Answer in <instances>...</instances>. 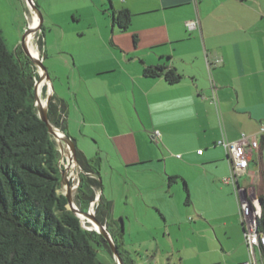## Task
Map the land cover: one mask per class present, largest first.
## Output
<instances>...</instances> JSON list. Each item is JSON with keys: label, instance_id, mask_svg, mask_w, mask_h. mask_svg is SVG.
<instances>
[{"label": "crops", "instance_id": "obj_1", "mask_svg": "<svg viewBox=\"0 0 264 264\" xmlns=\"http://www.w3.org/2000/svg\"><path fill=\"white\" fill-rule=\"evenodd\" d=\"M34 1L43 14L46 58L50 53L53 60L70 54L67 64L79 84L70 78V92L56 91L70 129L79 125V135L88 137L83 127L94 126L90 122L96 120L105 123L110 116L123 131L114 138L125 137L131 144L126 154L132 159L122 164L134 168V181L139 183L133 194L131 189L125 192V208L118 220L113 218L114 198L107 195L99 176V191L112 203V230L121 235L126 259L134 264L248 261L239 199L234 187L223 183L230 175V164L218 142L239 141L243 134L258 140L260 148L238 183L241 188H254L264 200V0ZM3 7L0 0L5 11ZM122 10L132 14L126 32L112 21ZM190 21H198L195 30L187 29ZM47 27L60 36L59 41L66 29H72L73 44L68 49L50 45ZM19 28L18 37L28 25ZM83 38L105 48L112 43L120 51L96 55L92 48L82 50ZM53 66L57 70L56 63ZM157 66L174 69L182 79L170 85L164 77L143 75L144 68ZM106 73L117 75L100 77ZM156 131L159 140L154 138ZM143 135L152 136L158 146H152L150 156L140 149L138 138ZM78 137L73 133L77 149L89 157ZM174 153L185 160L176 161ZM169 161L175 162L172 172H168ZM188 167L196 168L201 179L194 182ZM171 177L178 179L171 181ZM182 179L188 189L185 205L182 199L174 200Z\"/></svg>", "mask_w": 264, "mask_h": 264}, {"label": "trees", "instance_id": "obj_2", "mask_svg": "<svg viewBox=\"0 0 264 264\" xmlns=\"http://www.w3.org/2000/svg\"><path fill=\"white\" fill-rule=\"evenodd\" d=\"M112 21L121 32H126L131 26L132 14L122 10L113 15ZM36 71L20 46L14 50L8 48L0 29V264H117L105 238L86 229L81 219L67 208L65 195L59 193L61 153L37 114ZM143 75L164 77L170 85L182 79L174 69L167 70L164 66L146 67ZM213 98L216 104L217 97ZM64 108V103L54 95L48 118L53 126L68 135ZM76 155L83 169L76 204L86 212L102 188L100 162L90 160L79 149ZM182 182L188 192L186 182L183 179ZM260 199L261 231L264 200ZM95 211L97 220L107 226L124 264H134L126 259L121 235L112 230V203L101 195ZM102 251L110 254L108 260L100 255ZM262 256L264 263V253Z\"/></svg>", "mask_w": 264, "mask_h": 264}, {"label": "rangeland", "instance_id": "obj_3", "mask_svg": "<svg viewBox=\"0 0 264 264\" xmlns=\"http://www.w3.org/2000/svg\"><path fill=\"white\" fill-rule=\"evenodd\" d=\"M2 3L4 4V10L0 9L1 14H0V26H1V31L2 34L5 38L6 44L8 46V48L10 50H14L15 49V43L17 42L18 39L22 40V36L24 35V33L26 31H28L29 24L30 21L32 20V16H33V9L30 8V6H28V3L25 0H1ZM7 6V7H6ZM8 8V9H7ZM30 9V10H29ZM25 23H27L28 28L25 29L23 31V33H21V36L18 37V33H19V27L23 26ZM43 29V24L41 25V28ZM40 29H38L37 31H35L36 34H34L33 37V45L36 47L37 51L39 52V56L40 58L43 57V64L45 66V68L47 69L49 76H50V84H52V88L54 91V95L56 96V91L59 90V88H62V90L64 89L65 91L70 92L68 83H69V79H72V83H76V86H79V84H77L78 82L76 80H74V75L72 73V66H68L67 64V60L66 58L68 57V53H64V54H60L58 57L53 59H50L51 53L49 55H47V58L45 56V53L42 52V48H40V38H41V33H40ZM75 30V29H73ZM46 31L48 33V40H49V44L50 43H57L58 45H61L62 47H65L66 49H68L70 47L71 44H73V37H71L72 33V29H66V36L65 37H61V41H59L60 36L57 35L56 33L50 32L49 28H46ZM83 29H81L82 32ZM78 32V31H76ZM120 35H127V33H122ZM71 37V38H70ZM128 40L130 41L129 36ZM87 38H83V40L81 41V47L82 50H86V48H92V50L94 51V54L96 55H102V56H106V55H112V52L114 51H120L119 48H117V46H113V44H110V48H105L102 47V45L100 43H98L96 40L93 39H88V41H85ZM59 41V43H58ZM132 45L133 43V39L131 40ZM35 43V44H34ZM114 43V42H113ZM19 45H21V41L19 42ZM51 45V44H50ZM22 48V46H20ZM43 54V55H42ZM49 56V58H48ZM66 56V57H65ZM65 57V58H62ZM46 58V59H45ZM62 62V63H61ZM56 63V65L58 66L57 70H54V64ZM35 66V64H34ZM36 67V66H35ZM83 70H86V66L83 67ZM36 73V77L35 79L38 80V82L40 81L39 79V74L38 71L35 72ZM117 75V73H106L104 75H100V77L104 78L107 77V79H111L112 76ZM105 79V78H104ZM106 79V80H107ZM47 92V88H43V96L45 97ZM82 98V96H81ZM118 118V116H117ZM73 122V121H72ZM71 122V123H72ZM76 122V121H74ZM92 124H94V126H88L87 128L83 127V131L84 134H86L88 137H83L79 135V125H72L73 127L70 129L69 126V120H68V135L69 137H71L73 139V133L78 134V144L79 146H82L85 148V151L88 154V158L91 159H99L100 162V174H101V178L103 181V187L106 188L105 191L107 193L108 196H113V200L115 201V212L113 213V218L115 219H120L122 212L124 211L125 208V202H126V194L125 192H128V190L131 189L132 194L135 192V188L134 185H137V183H139V181L135 182L134 180H137L136 177V172H134V168L130 169V168H126L124 165L122 164V161H125V159H132L131 156H128L126 154V151H128L130 149V142H128L127 138L125 137H120V138H114L115 135L117 134H123V131L117 129L116 125L114 123H116V121H111L110 116L108 117V119L105 121V123H103L101 120H96L93 122H90ZM105 124V126H104ZM82 126V125H81ZM70 129V131H69ZM72 130V131H71ZM157 132H154L153 135L155 137V134L157 135ZM160 134V132H158ZM161 135V134H160ZM55 141L57 142L59 151L63 148V146H66L64 143H61L63 146L59 145V142L57 141L56 138H54ZM139 144H140V149L141 151L146 155V156H150L151 155V151L152 150V146L156 147V149L158 148V146L152 141V136L150 135H143L142 137L138 138ZM101 144L102 146V150H99V144ZM153 142V143H152ZM165 144V143H164ZM163 146V145H161ZM118 149V151L116 150ZM170 151H168V153L171 155V153L173 154V151H171L172 149H168ZM61 152V151H60ZM144 156V155H143ZM176 159V161H183L185 159L181 158L180 155H176V153H174L173 155ZM135 158H137V156H135ZM181 158V159H180ZM66 160V161H65ZM158 163V166L163 165L164 163H159V162H155ZM174 161H169V163L167 164L168 166V172H172V169L174 168L172 165L174 164ZM60 165L62 168V174L63 176H66L67 174V167H68V162H67V158L61 153V159H60ZM177 166H180L179 163H176ZM180 168V167H177ZM66 170V171H65ZM193 170H195L196 172H194ZM188 171L190 172V176L193 177V181L197 182L199 180V178L201 179V174H199L198 170L194 167H188ZM78 169H77V178L76 179H71L70 180V184H69V188L75 189V193H73V201L74 203L76 202V193H77V189H78V183H80V176L78 175ZM135 174V176H134ZM79 176V177H78ZM148 177V176H147ZM149 181H151L150 176L148 177ZM146 180V181H147ZM154 181V179L152 180ZM142 183V181H141ZM76 185V186H75ZM176 185V184H175ZM227 185V184H224ZM180 190L175 189L174 191V200L176 202H179L182 199V204H187V191L185 190L184 187V183L181 181L178 183L177 185ZM232 187V186H230ZM234 189V188H233ZM69 192V191H68ZM67 189H65V185L61 184L59 193L66 195L68 194ZM145 193V192H144ZM234 193L236 194V191L234 189ZM97 195H99V193L97 192ZM192 204L193 201H190ZM78 207V205H77ZM98 207V206H97ZM96 207V209H97ZM187 207V206H186ZM111 218V222H113L112 220V214L110 216ZM85 227L87 228H91L90 224L86 221L83 220ZM113 226V225H112ZM248 252V251H247ZM100 255L104 257L105 260L109 259L110 254L106 251H102L100 252ZM249 255V253H248ZM169 264H175L174 261H171ZM243 264V263H242Z\"/></svg>", "mask_w": 264, "mask_h": 264}, {"label": "built area", "instance_id": "obj_4", "mask_svg": "<svg viewBox=\"0 0 264 264\" xmlns=\"http://www.w3.org/2000/svg\"><path fill=\"white\" fill-rule=\"evenodd\" d=\"M186 27L190 31L195 30L198 27V21L187 22ZM160 137L161 135L157 132L154 138L159 140ZM218 145L225 149L230 164V175L223 179V183L234 187L240 203L244 241L249 253L248 261L243 264H264L262 256L264 253V234L259 229L260 220L263 216L261 199L254 188H241L238 183L239 177L246 173L249 167L253 152L259 150V142L255 137L248 139L243 134L239 141L227 142L222 140L218 142ZM199 153L202 154V151Z\"/></svg>", "mask_w": 264, "mask_h": 264}, {"label": "water", "instance_id": "obj_5", "mask_svg": "<svg viewBox=\"0 0 264 264\" xmlns=\"http://www.w3.org/2000/svg\"><path fill=\"white\" fill-rule=\"evenodd\" d=\"M28 2V4L30 5V7L38 14L39 16V20H40V24H43V14L41 13L38 5L35 3L34 0H26ZM41 28V26H39V29ZM31 31V29L29 28L28 31H26L22 37V42H21V46H22V50L25 53V55L31 60V62H33V64H35V66H39L41 68V73L39 74V79L46 77L49 81H50V76L49 73L47 71V69L45 68L42 60H40L39 58H34L32 57V55L29 52V49L25 43L26 41V37L28 36L29 32ZM51 83V82H50ZM37 87H38V80L35 81V98H36V103L35 106L37 108V114L40 117V119L47 125L48 130L50 135L53 138H56L60 143L59 145H61V143H64L65 145L69 146L71 149V155H72V160L73 162H75V164L78 167V175L80 176L81 173H83V169L80 166V164L78 163L77 160V155H76V143L75 141L69 137L68 135H66L65 133H63V136H60L57 132H56V128L50 123L49 118H48V107L50 104V100H51V96L52 95H48L47 97V106L46 107H40L39 103H40V99L37 95ZM51 88H52V84H51ZM53 90V88H52ZM54 93V91H53ZM63 146V145H61ZM78 176V177H79ZM62 182H63V174H62ZM61 182V184H62ZM80 183H78L79 186ZM65 197L67 198L68 204H67V208L72 211L74 214H76L81 221H83L81 215L83 214L86 218H89L93 221L94 224V228L88 229L90 231H96L97 233L101 234L105 240L108 242L114 260L116 261L117 264H124L123 259L120 256V253L115 245V242L113 240V237L111 236V234L109 233L107 227L105 225H102L96 218L95 213L93 212L92 209V204L90 205L88 211L83 212L81 211L79 208L75 207V204L73 203V197H72V189L71 191L68 192V194L65 195Z\"/></svg>", "mask_w": 264, "mask_h": 264}, {"label": "bare ground", "instance_id": "obj_6", "mask_svg": "<svg viewBox=\"0 0 264 264\" xmlns=\"http://www.w3.org/2000/svg\"><path fill=\"white\" fill-rule=\"evenodd\" d=\"M39 26H41L39 16L35 11H33L32 20L30 21V24H29L31 31L29 32L28 36L26 37L25 43L29 49L30 54L34 58H39V52L37 51L36 47L32 43L35 31H37L39 29ZM37 71H38V74H40L42 71L39 66H37ZM45 87L47 88V92H46V95L44 97L43 96V88H45ZM37 95L40 99V103H39L40 107L41 106L42 107L47 106L48 95H52L51 98L53 97L50 81L46 77L40 78V81L38 82V87H37ZM35 103H36V98H35ZM55 128H56V132L60 136H63V132L60 129H58L57 127H55ZM61 153L67 158V162H68L67 173H66L67 175L63 176V184L65 185V189H67V192H68V191H71V189L69 188L70 180L72 178L73 179L77 178L76 176H77L78 167L75 164V162H73V160H72L71 149L69 146H67V145L63 146V148L61 149ZM72 191H73V193H75L74 188H72ZM72 197H73V194H72ZM73 203H74V201H73ZM74 204H75V207H77V204L76 203H74ZM77 208H79V207H77ZM81 217L85 221V223L87 221L90 224V227L94 228V224H93V221L91 219L86 218L83 214L81 215Z\"/></svg>", "mask_w": 264, "mask_h": 264}, {"label": "clouds", "instance_id": "obj_7", "mask_svg": "<svg viewBox=\"0 0 264 264\" xmlns=\"http://www.w3.org/2000/svg\"><path fill=\"white\" fill-rule=\"evenodd\" d=\"M26 1V0H25ZM27 2V1H26ZM28 3V2H27ZM28 6H30L29 4H28ZM31 8V7H30ZM30 10V9H29ZM40 33H41V38H40V41H42V42H40V43H42V45H40L39 47L40 48H42V49H44V39H43V32H42V29H40ZM36 34V33H35ZM42 52L44 53V51L42 50ZM43 55V54H42ZM39 59L40 60H42V62H43V57H41L40 58V56H39ZM37 68V67H36ZM35 81H36V79H35ZM53 95H54V93H53ZM61 151V150H60ZM61 153V152H60ZM61 166V165H60ZM61 173H62V168H61ZM79 187V186H78ZM97 192L99 193V195H97ZM96 192V197H95V199H94V201L91 203L93 206H92V209H93V212L94 213H96V207L99 205V200H100V196L102 195L101 194V192L98 190ZM90 204V205H91ZM95 216H96V214H95ZM82 224L84 225V222L82 221ZM106 226V225H105ZM84 227H85V225H84ZM107 227V226H106ZM86 229H91V228H87V227H85ZM110 233V232H109Z\"/></svg>", "mask_w": 264, "mask_h": 264}]
</instances>
